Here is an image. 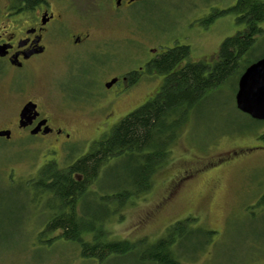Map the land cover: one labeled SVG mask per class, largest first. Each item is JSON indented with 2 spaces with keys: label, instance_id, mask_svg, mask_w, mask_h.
<instances>
[{
  "label": "rangeland",
  "instance_id": "1",
  "mask_svg": "<svg viewBox=\"0 0 264 264\" xmlns=\"http://www.w3.org/2000/svg\"><path fill=\"white\" fill-rule=\"evenodd\" d=\"M8 1L0 0V15ZM235 1L138 3L129 10V27H88L92 19L88 0H75L76 14L65 17L66 25L92 31V41L68 59L79 65L80 72L68 74L64 51L56 44L47 70L41 73L52 109L68 119L64 132L70 134L69 140L59 146L58 141L54 151L51 143L45 148L30 137L8 142L0 139V264H149L139 260L140 250L102 262L83 258L78 244L60 238L61 230L43 233L55 211L50 208V194L41 192L40 187L34 192L30 184L38 182L46 166L64 169L86 154L115 123L159 91L164 76L158 73L143 77L125 93L103 86L108 77L136 68L137 57L146 48L162 52L174 45H187L190 53L186 61H218L222 41L244 30V25L235 22L236 15L225 11ZM107 3L101 1L100 7L106 8ZM104 13L102 10L98 18L105 19ZM259 26L262 33L251 60L264 56V21ZM121 34L128 37L121 50L123 57L106 55L98 59L107 63L106 69L91 70V42L109 44ZM85 72L86 76H98L97 83L93 78L96 89L92 93L83 91ZM38 75H33L28 87L37 84ZM10 76L4 69L0 77V124L5 115L14 117L18 101L11 92ZM62 83L74 87L78 96L70 100L64 96ZM236 91L237 82L231 79L190 111L168 161L152 174L149 189L110 211L104 223L107 238L153 242L174 222L190 218L187 228L191 229L174 246L179 264H264V203L260 202L264 195V122L257 123L236 108ZM130 163L128 158L113 161L98 184L94 182L89 189L102 193L100 188L122 187L129 180L126 167ZM95 203L94 197L88 196L83 208H94ZM77 212L81 213L79 206ZM199 228L211 231V238Z\"/></svg>",
  "mask_w": 264,
  "mask_h": 264
},
{
  "label": "trees",
  "instance_id": "2",
  "mask_svg": "<svg viewBox=\"0 0 264 264\" xmlns=\"http://www.w3.org/2000/svg\"><path fill=\"white\" fill-rule=\"evenodd\" d=\"M225 11L234 13L235 22L244 25V30L222 41L218 61L212 65L183 63L190 53L187 45L162 51L159 60L149 64L150 72L164 76L159 91L122 117L66 168L49 165L40 173L36 184L41 192L50 194V208L55 211L43 233L61 230L60 238L78 244L81 257L98 262L140 250L138 258L144 263L179 264L174 246L191 229L187 228L190 218L174 222L153 242L144 238L136 242L109 239L104 223L114 209L149 189L152 174L168 161L170 148L190 111L209 92L231 79L237 82L250 64L257 37L262 33L259 23L264 21V1L236 0ZM124 158L132 163L126 167L130 174L125 185L100 188L102 193L89 189L94 182L98 184L108 165ZM88 196L94 197L96 207L83 208ZM78 206L81 213L77 212ZM199 229L211 238V231Z\"/></svg>",
  "mask_w": 264,
  "mask_h": 264
},
{
  "label": "flooded vegetation",
  "instance_id": "3",
  "mask_svg": "<svg viewBox=\"0 0 264 264\" xmlns=\"http://www.w3.org/2000/svg\"><path fill=\"white\" fill-rule=\"evenodd\" d=\"M101 1L104 0H88L87 10L92 18L88 27H129V10L133 5L148 3L155 6L156 4V0H107V7L101 8ZM75 5V0H9L4 6L0 15V77L4 69L10 71L11 92L18 98V101L15 105L14 117L11 119L5 115L2 119L0 132H7V135H0V139L8 142L13 139L22 141L30 137L36 139L45 148L49 147L51 143V146L56 149L58 141H60L59 146L69 140L70 134L64 132V125L68 119L52 109L48 99L47 86L42 83L41 73L44 74L47 70L48 59L53 54L56 44H59L64 51L63 58L66 60L68 74L76 75L80 72L79 65L76 62H70L68 59L71 54L77 53L78 49L92 41L90 40L92 31L76 30L66 25L65 17L76 14ZM102 10L105 12V19L98 18V15L102 14ZM132 22L135 21L132 19ZM135 25L141 27L136 22ZM118 39L109 44L104 42L102 45L91 42L89 60L91 70L97 69L96 71H99L103 66L106 69L107 63L98 61L106 55L116 57L120 54L123 57L121 50L128 41V37L121 34ZM160 54L159 48H146L145 52L137 57L139 65L136 68L108 77L103 84L104 88L118 94L125 93L128 89L136 86L143 77L155 75L156 73L150 72L149 64L157 62ZM258 59L251 60L250 64ZM186 60L187 58L183 63L191 62ZM195 62L209 64L204 61ZM38 73L40 78L37 79V86L29 83L28 87V81ZM83 76H85L82 84L83 91L86 94L92 93L94 88L96 89L93 83L94 79L96 81L98 76L96 73L94 77L86 76V72L83 73ZM110 82L112 83L107 86ZM61 89L62 94L67 96L69 100L70 97L74 99L78 96L74 87L66 83H62ZM73 99H71L72 102ZM26 106H29V110H25ZM253 121L264 122L254 119ZM225 160H230V158ZM11 176L12 174H10ZM30 186L34 192L40 187L34 183ZM260 202L264 203L262 200Z\"/></svg>",
  "mask_w": 264,
  "mask_h": 264
},
{
  "label": "water",
  "instance_id": "4",
  "mask_svg": "<svg viewBox=\"0 0 264 264\" xmlns=\"http://www.w3.org/2000/svg\"><path fill=\"white\" fill-rule=\"evenodd\" d=\"M235 105L239 111L252 119L264 121V56L248 65L240 75ZM25 110H29V106H26ZM0 135H7V132H0Z\"/></svg>",
  "mask_w": 264,
  "mask_h": 264
}]
</instances>
